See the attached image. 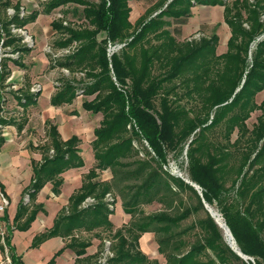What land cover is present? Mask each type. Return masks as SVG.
<instances>
[{
  "label": "trees",
  "instance_id": "16d2710c",
  "mask_svg": "<svg viewBox=\"0 0 264 264\" xmlns=\"http://www.w3.org/2000/svg\"><path fill=\"white\" fill-rule=\"evenodd\" d=\"M131 1L46 0L42 9L22 14L19 1L0 0V39L4 37L3 47H9L0 48V149L7 140L4 127L24 130L28 109L42 92L32 90L29 83L11 89L23 108L22 117L4 113V89L14 85L8 81L9 62L24 66L21 59L32 50L13 27L24 29L39 14H50L61 6H83L87 24L75 27L66 14L51 23L60 33L56 49L77 43L74 50L54 59V66L68 69L70 75L60 79L51 103H72L80 86L82 92L95 95L82 102L83 108L103 115L92 141L95 164L53 225L33 237L31 247L63 237L67 242L51 264L66 248L75 252L74 264H264V99L256 101L264 89V38L253 48L264 32V0H160L147 10L151 14L159 6L156 15L139 17L135 23L130 19ZM195 4L224 6V19L231 29L226 51L218 53L215 33L183 41L175 36L168 18L191 17ZM10 7L14 13L4 16ZM109 44L123 45L109 55ZM11 52H18V58L3 55ZM78 71L85 76L77 79ZM184 99H198L199 106H188ZM256 109L261 114L250 129L247 119ZM46 124L47 142L30 143L41 158L31 159L32 178L23 190L28 200L22 196L12 220L8 207L0 215L6 225L0 233L2 264H25L13 243L14 231L28 230L39 212H47L38 201L45 185L51 183L52 192L59 195L63 173L85 165L81 138L73 134L63 139L57 124L50 119ZM221 126L225 141L212 135ZM235 131L238 136L232 140ZM136 141H147L151 149L145 146L142 153ZM170 155L186 156L188 176L199 185L202 196L191 182L165 169ZM104 170L111 171L110 179L100 178ZM185 186L194 190L199 205L173 210L178 191ZM0 191L8 198L1 180ZM114 191L131 215L130 223L122 227L111 219L115 207L109 205L107 195L114 197V204ZM88 197L94 201L84 204ZM203 199L210 205L217 203L238 247L254 261H246L231 248L210 212L197 221L203 235L188 245L184 237L188 229L180 225L193 211L205 207ZM154 201L166 202L167 209L146 213L143 205ZM105 230L113 238V254L101 261ZM146 232L155 233L165 263L142 250L140 238ZM94 237L101 239L100 248L86 256ZM203 254L210 255L204 259Z\"/></svg>",
  "mask_w": 264,
  "mask_h": 264
},
{
  "label": "rangeland",
  "instance_id": "374dc122",
  "mask_svg": "<svg viewBox=\"0 0 264 264\" xmlns=\"http://www.w3.org/2000/svg\"><path fill=\"white\" fill-rule=\"evenodd\" d=\"M12 1H19L22 7V12L24 14H29L36 9H42L46 0ZM158 1L160 0H133V2H131V21L135 23L139 17H150L156 15L160 10V8L158 9L159 6H157V9L151 14L150 12L148 14L147 10L153 7V5L156 4ZM169 1L170 0H168L167 2ZM212 6L213 7L205 4H195L192 8L193 15L191 17L183 19L168 18L172 22L170 28L174 32L177 39L180 41L188 39H200L201 37L211 36L215 33L219 35V45L217 48L218 53L226 51L227 44H225V37L231 36V29L224 19V10H222L224 6L219 5L221 6V8L218 6L214 7V5ZM82 9L83 6H79L76 4L61 6L54 9L52 13L48 15L40 16V20L38 19L36 20V22L27 24L24 29H13V31L19 32L24 36V42L28 44L32 48V50L24 54V56L22 57L21 62L24 64V66L17 65L12 61L9 62L11 75L9 76L8 81L14 82V85H8L3 92L5 97L3 104L4 113L6 115H14L18 119L22 117L21 112L23 108L17 102V99L15 98L14 93L11 89L15 90L25 85L26 83H29L32 85V90H41L42 93H44L38 98L36 105H33L28 109L27 115L29 118V122L24 128V130L18 131L17 127L14 125H7L3 129L7 141L0 149V163L2 165V174H6L11 180H21L20 183L22 186L29 182L30 177L32 176L31 159L33 157H35L37 160L41 158V153L39 151L32 150L30 147V143L33 142L35 145H38L47 142V119H50L57 124H60V129L62 130L64 136L71 135L72 133H77L80 136V147L82 149V155L84 157L86 165L84 167L79 168L76 172L77 174L67 176L66 183L62 186V198L60 197L62 202H65L68 195L74 189H77V186L80 185L81 180L83 181L85 174L95 164L94 151L92 146V141L95 137L94 129L100 124V121L103 117L101 112L94 113L91 111L84 110V108L82 107V102L85 99H93L95 95H87L86 93L82 92V87L80 86L78 87V95L75 98L74 103L63 104L58 107H53L50 103V94L56 90V86L60 82V79L66 77L67 75H70V72L68 70L59 66H54L55 58L53 56V53L55 52V54H57L59 50L56 49L54 45L56 39H58V37L60 36V33L52 28L51 23L54 19H57L56 16H59V18H61L66 14L65 17L67 22H69L73 26H85L87 22L84 18ZM13 13L14 8L10 7L3 14L4 16H8L12 15ZM262 18H264V13L262 14ZM67 22L65 21V23ZM183 27L186 28L185 32L183 31ZM263 38L264 32L261 33L255 39L253 48H255L257 41ZM121 46L109 44V55H111L113 51L119 49ZM76 47L77 43L72 44L69 47V52L74 50ZM7 49H9V47ZM2 50L4 51V48ZM59 54H61L60 51L58 55ZM8 55L12 56L13 58H18L19 56L18 53L12 52L8 53ZM75 75L77 79H81L85 76V73L82 71H78L75 73ZM114 79L116 80V78ZM263 99L264 89L256 95V101L258 103H260ZM184 102H186L188 106H199L200 101L198 99H184ZM75 111L77 112V114L74 113ZM260 114L261 110L256 109L247 119V125L250 129L254 127ZM212 135L216 140L225 141L223 137L222 126L217 128ZM237 136L238 132L235 131L232 135V140H234ZM136 144L140 147L142 153H144L145 151V146L151 149L147 141H145V143L143 144L139 141H136ZM185 158V155L184 158L180 157L179 159L170 155L169 160L164 165V167L173 175L186 180L185 176H183L184 174L188 176L187 161H183L186 160ZM111 177L112 173L110 170H104L100 172L101 179H110ZM228 184H230V181ZM196 189L202 196V192L199 188V185H197ZM113 193L117 200L114 203L115 213L113 214L111 219H114L113 221L116 227L128 225L131 221V215L125 212L119 194L115 191ZM21 196H25V200H28V196L26 194L24 195V193H21ZM15 199L16 195L13 194V200L15 201ZM9 205L10 204H8V208ZM198 205V196L196 195L194 190L188 186H185L184 188L179 189L178 195L176 196L174 202L173 210H176L179 207L193 208ZM13 206V204L10 206V211L13 210ZM212 206H214L219 211L217 203H214ZM167 207L168 204L166 202L160 201H154L152 203L143 205V209L146 213L167 209ZM208 212L210 211L206 206L200 208L197 211H193V213L181 223L180 228L188 229L184 235L185 239L188 242V245L195 242L198 238L203 235L201 228L197 225V221L200 218L205 217ZM0 215H2V213H0ZM214 220L216 221L215 218ZM217 224L223 230L224 240L231 246L234 251H236L235 248L227 240L224 228L219 223ZM4 230L5 223L0 220V233L4 232ZM103 235L105 236L104 248L108 246L110 247V241H112L113 238L110 236L109 231H103ZM140 246L142 250L151 258H157L161 263H165L166 258L158 250V243L154 232L144 233L143 236L140 238ZM239 250L241 249L239 248ZM37 254L38 253L33 252V250H30L29 252L30 257L36 256ZM209 255L210 254H203L202 257L206 259L209 257ZM241 257L246 261H254L253 257L250 256L249 258H245L243 256ZM6 261L10 262V258L7 257Z\"/></svg>",
  "mask_w": 264,
  "mask_h": 264
},
{
  "label": "crops",
  "instance_id": "0c3cea01",
  "mask_svg": "<svg viewBox=\"0 0 264 264\" xmlns=\"http://www.w3.org/2000/svg\"><path fill=\"white\" fill-rule=\"evenodd\" d=\"M131 2H133V0ZM210 6L213 7L212 5H210ZM216 6L221 8V6H219V5H214V7H216ZM222 10H224V7L222 8ZM45 15H48V14H43V13L39 14V16L37 17L36 20H38V19L40 20L39 17L45 16ZM58 17L59 16H56V18H58ZM36 20L33 22H36ZM183 28H184L183 31L185 32L186 28L185 27H183ZM228 38H229V36L225 37V44H227ZM3 42H4V37H2L0 39L1 50L4 48ZM7 48L8 47L4 48V50ZM15 53H18V52H15ZM3 55H8V53H3ZM56 88H57V86H56ZM55 91L50 94V103H51V96L55 93ZM42 94H44V93L41 92V95ZM74 101L72 103H74ZM72 103H65V104H72ZM51 105L53 107H58L56 105H53L52 103H51ZM84 110L86 111V109H84ZM75 114H77V112ZM53 123H55V122H53ZM55 124H57V123H55ZM57 125H58V129H59L63 139H68L73 134H77V133H72L71 135L64 136L62 130L60 129V124H57ZM84 166H82V167H84ZM1 167H2V165L0 163V180L5 185V190H6V193L8 195L9 204H10L9 208H8V212H9L10 219L12 220L15 213H16L18 203H19L20 199L22 198L21 193H23L24 188L30 183L32 176L30 177L29 182L26 183L24 186H22L20 183L21 180L17 179L16 181H14V180H11L6 174H2V168ZM79 168H81V167L71 168V169H69L63 173L64 184L66 183L67 176L68 175L72 176L73 174H77L76 172ZM81 184H82V180H81L80 185L77 186V189L81 186ZM74 191H75V189L68 195L65 202L61 201L62 192L59 195H55L52 192V184L51 183L46 184L45 187L40 191V193L38 195V201L42 202L44 204L47 212H42V211L39 212L37 218L32 222V225L28 230H15L14 235H13V243L16 246L18 254L22 255V258H23L25 264H51L50 260L53 258L55 253L59 249H61L62 247L65 246L67 241L61 236L51 237V238L47 239L46 241H44L42 244H40V246H38V247H31V243H32L33 237L37 233L42 232L45 229L50 228L53 225L54 219H55L56 215L58 214L59 210L63 206L67 205V203L69 201V197ZM13 194L16 195L15 201L13 200ZM12 204L14 205L13 210L10 211V206ZM112 216H113V214L111 215V218H112ZM112 220H114V219H112ZM5 228H6V225H5ZM100 244H101V239L94 237L92 239V244L87 248L86 256L94 255L95 253H97L99 248H100ZM30 250H33V252H37L38 254L36 256L30 257L29 256ZM75 259H76L75 252L70 248H66L60 255L56 256L54 264H74ZM4 262H5L4 255L0 251V264H2Z\"/></svg>",
  "mask_w": 264,
  "mask_h": 264
},
{
  "label": "built area",
  "instance_id": "2783aa9c",
  "mask_svg": "<svg viewBox=\"0 0 264 264\" xmlns=\"http://www.w3.org/2000/svg\"><path fill=\"white\" fill-rule=\"evenodd\" d=\"M23 13V12H22ZM24 14V13H23ZM14 30H16V28H14ZM3 41V40H2ZM120 46H121V44H120ZM69 47H65V48H60L59 50H58V53H59V51H60V53L61 54H59L58 55V53L57 54H55V52L53 53V56H54V58H58V57H60V56H62V55H64V54H67V52H69ZM68 70V69H67ZM69 71V70H68ZM0 194H1V198H0V213H2L3 214V212L5 211V209L8 207V204H9V200H8V198H7V196H5L1 191H0ZM107 198L109 199V201H110V206L113 208L114 207V204L112 203L113 202V199H114V197H112V195L111 194H108L107 195ZM94 201V198L93 197H88L87 199H86V201L84 202V204H88V203H91V202H93ZM3 233V232H2ZM110 255H112V251H111V249H110V247L108 246V247H106L105 248V250H104V252H103V257H101V261H105L106 259H107V257L108 256H110ZM9 258V257H8Z\"/></svg>",
  "mask_w": 264,
  "mask_h": 264
},
{
  "label": "bare ground",
  "instance_id": "6f19581e",
  "mask_svg": "<svg viewBox=\"0 0 264 264\" xmlns=\"http://www.w3.org/2000/svg\"><path fill=\"white\" fill-rule=\"evenodd\" d=\"M182 174V173H181ZM183 175V174H182ZM185 176V179L188 181V182H191L189 176L187 175H183ZM207 208L209 209V211H211L213 213V216L214 218L218 221V223L224 228L225 230V233H226V236H227V240L229 241V243L234 247V248H237V244L234 240V237H232V235L230 234V231L226 230V227L224 225V219L222 218V215L221 213L212 205L210 204H207Z\"/></svg>",
  "mask_w": 264,
  "mask_h": 264
},
{
  "label": "water",
  "instance_id": "95a60500",
  "mask_svg": "<svg viewBox=\"0 0 264 264\" xmlns=\"http://www.w3.org/2000/svg\"><path fill=\"white\" fill-rule=\"evenodd\" d=\"M195 187H197V185L196 184H194V183H192ZM204 201V203H205V206L207 207V202H205V200H203ZM210 214L213 216V213L210 211ZM214 217V216H213ZM217 221V220H216ZM217 223H218V221H217ZM222 225V224H221ZM224 225H225V227H226V230H228V231H230V229H229V227L227 226V224H226V222H224ZM230 234L232 235V233H231V231H230ZM232 237H233V235H232ZM235 250L241 255V256H243V257H245V258H249V256H247L246 254H243L242 253V251L241 250H239V248L237 249V248H235Z\"/></svg>",
  "mask_w": 264,
  "mask_h": 264
}]
</instances>
